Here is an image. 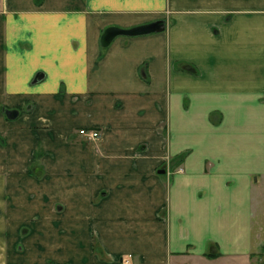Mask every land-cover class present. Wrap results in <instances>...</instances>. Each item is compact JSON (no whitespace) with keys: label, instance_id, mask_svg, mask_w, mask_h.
<instances>
[{"label":"crops","instance_id":"1","mask_svg":"<svg viewBox=\"0 0 264 264\" xmlns=\"http://www.w3.org/2000/svg\"><path fill=\"white\" fill-rule=\"evenodd\" d=\"M263 221L264 0H0V264H264Z\"/></svg>","mask_w":264,"mask_h":264},{"label":"water","instance_id":"2","mask_svg":"<svg viewBox=\"0 0 264 264\" xmlns=\"http://www.w3.org/2000/svg\"><path fill=\"white\" fill-rule=\"evenodd\" d=\"M166 23L164 20L155 21L153 23H150L148 25H143L139 27H135L133 29H123V28H117V27H111L107 29V31L104 33L102 40L105 44H110L112 40L119 36V35H136V34H146L151 32H161L165 30ZM7 115L10 118H15L18 116L17 110H8Z\"/></svg>","mask_w":264,"mask_h":264},{"label":"trees","instance_id":"3","mask_svg":"<svg viewBox=\"0 0 264 264\" xmlns=\"http://www.w3.org/2000/svg\"><path fill=\"white\" fill-rule=\"evenodd\" d=\"M153 23V22H152ZM148 24H150V23H148ZM148 24H144V25H148ZM139 26H143V25H139ZM139 26H136V27H139ZM117 28H120V27H117ZM133 28H135V27H132V28H129V29H133ZM109 29V28H108ZM124 29V28H123ZM107 31V29L104 31V33ZM104 33H103V35H104ZM151 33H154V32H151ZM151 33H146V34H151ZM146 34H136V35H132V36H139V35H146ZM125 36H130V35H125ZM109 46V44H105V43H103V45H102V48H103V50L104 49H106L107 47ZM101 55H102V53H101ZM4 110V112H5V114H6V116H7V118L8 119H12V118H10L8 115H7V111L8 110H17L18 111V115H20V113L22 112V110H23V108H22V106H20V107H17V108H14V109H6V108H4L3 109ZM40 151H38L36 154H35V157H38V156H40ZM184 155L181 157V159H184Z\"/></svg>","mask_w":264,"mask_h":264},{"label":"rangeland","instance_id":"4","mask_svg":"<svg viewBox=\"0 0 264 264\" xmlns=\"http://www.w3.org/2000/svg\"><path fill=\"white\" fill-rule=\"evenodd\" d=\"M178 67V66H177ZM179 67H182L181 65H179ZM98 133V136L97 137H94L93 134L94 133ZM86 135H88L91 139H97L99 136H100V132L98 130H91L89 132H86ZM260 209V207H259ZM264 223V221H263ZM262 225V222H261V219H258V228L260 229V226Z\"/></svg>","mask_w":264,"mask_h":264},{"label":"built area","instance_id":"5","mask_svg":"<svg viewBox=\"0 0 264 264\" xmlns=\"http://www.w3.org/2000/svg\"><path fill=\"white\" fill-rule=\"evenodd\" d=\"M93 136H94V137H97V136H98V133L95 132V133L93 134Z\"/></svg>","mask_w":264,"mask_h":264}]
</instances>
